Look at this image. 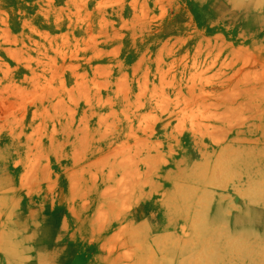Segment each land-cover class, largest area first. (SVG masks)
Wrapping results in <instances>:
<instances>
[{
    "label": "rangeland",
    "instance_id": "obj_1",
    "mask_svg": "<svg viewBox=\"0 0 264 264\" xmlns=\"http://www.w3.org/2000/svg\"><path fill=\"white\" fill-rule=\"evenodd\" d=\"M259 3L0 0V264H264Z\"/></svg>",
    "mask_w": 264,
    "mask_h": 264
},
{
    "label": "bare ground",
    "instance_id": "obj_2",
    "mask_svg": "<svg viewBox=\"0 0 264 264\" xmlns=\"http://www.w3.org/2000/svg\"><path fill=\"white\" fill-rule=\"evenodd\" d=\"M257 186H258V185H257ZM244 212H245V211H244ZM214 217H216V218L218 217V218L222 219L221 216H218V215H214ZM223 219H224V218H223ZM238 219H239V218L237 217V220H238ZM232 221H233V219L230 221V217H229V224H231ZM235 222H236V220H235ZM229 226H230V229L233 228V227H232L233 225H229ZM234 226H235V224H234ZM206 228H207V227H205L204 229H206ZM250 228H251V227H250ZM250 228H249V229H250ZM253 229H254V228H253ZM241 231H242V229H241ZM227 232H228V231H227ZM233 232H234V231H233ZM236 232H237V231H236ZM252 234H253V232H252ZM256 234H257V233H256ZM236 235H237V234H236ZM242 236H243V235H242ZM235 253H236V252H235ZM212 264H213V263H212ZM214 264H215V263H214ZM250 264H252V263H250Z\"/></svg>",
    "mask_w": 264,
    "mask_h": 264
},
{
    "label": "crops",
    "instance_id": "obj_3",
    "mask_svg": "<svg viewBox=\"0 0 264 264\" xmlns=\"http://www.w3.org/2000/svg\"><path fill=\"white\" fill-rule=\"evenodd\" d=\"M237 1V0H236ZM259 4L260 5H264V0H259ZM255 4H258V3H256V1H255ZM263 5L261 6V9H254L255 10V12H259V11H261L264 7H263ZM262 20H263V22H264V15H263V18H262Z\"/></svg>",
    "mask_w": 264,
    "mask_h": 264
}]
</instances>
